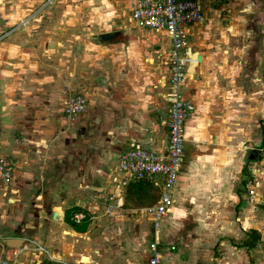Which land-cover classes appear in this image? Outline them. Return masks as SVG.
I'll list each match as a JSON object with an SVG mask.
<instances>
[{"label": "crops", "instance_id": "0c3cea01", "mask_svg": "<svg viewBox=\"0 0 264 264\" xmlns=\"http://www.w3.org/2000/svg\"><path fill=\"white\" fill-rule=\"evenodd\" d=\"M124 2L129 7L126 24L95 40L112 45L121 35L133 42L135 34L145 31L152 33L155 52H166L169 45L164 48L158 42L167 36L133 28L129 20L133 1ZM197 2L204 20L189 27L185 37L187 51L196 62L188 65L181 85L183 97L194 110L184 123L183 158L172 203L158 222L157 251L161 264H264V172L255 177L256 195L251 199L247 195L253 179L251 164L242 163L245 150L255 156L264 144V0ZM186 38H190L188 43ZM135 57L139 64L141 54ZM158 58L167 79L165 59ZM127 61L125 66L133 69V57ZM167 95L168 91L169 107ZM131 101V108L137 109L132 117H122L120 111L116 116L105 112L99 120L97 112L90 110L87 143L76 142L73 136L85 131V123L68 125L65 131L63 124L61 128L44 123L34 126L29 120L13 136L11 132L0 135V155L13 165L9 184L0 187V232L6 233L0 240L23 241L19 248L0 244L3 263L38 264L46 258L59 264H130L109 253V242L103 255L98 254V237L91 230L89 214L99 211L98 204L104 201L114 213L127 217L137 210L143 212L149 202L155 205L159 198L160 189L146 181H130L115 189L120 152L135 147L158 155L166 152L168 108L161 121L160 113L149 119L140 109L141 100L136 96ZM107 118L110 124L120 122V130L112 134H119L121 143L128 142L111 155L112 162L98 159L97 151L105 147L97 141V132ZM18 134L23 145L18 143ZM246 175L251 180L247 185ZM75 214L85 217L84 232H76L64 220L67 217L79 226L83 220L75 223ZM120 223H108L106 228L117 229ZM140 224L129 223L136 234L146 227ZM117 234H110L115 242L122 238ZM148 254L147 250L146 259ZM83 257L88 261L81 262Z\"/></svg>", "mask_w": 264, "mask_h": 264}, {"label": "rangeland", "instance_id": "374dc122", "mask_svg": "<svg viewBox=\"0 0 264 264\" xmlns=\"http://www.w3.org/2000/svg\"><path fill=\"white\" fill-rule=\"evenodd\" d=\"M128 11L124 0H0V135L11 132L13 136V132L25 127L29 120L34 126L44 123L61 128L59 124H63L65 131L68 125L85 123L82 126L85 131L73 136L76 142L78 139L87 143L90 110L97 112L99 120L105 112L116 116L120 111L122 117H132L137 113L135 107L131 108V100L136 96L142 101L140 105L143 104L140 109H144L149 119L160 113L161 121L162 113L169 108L168 85L165 66L155 52L152 33L139 31L133 42H126L120 35L112 45L95 40L101 33L121 30ZM186 39L188 43L190 38ZM158 44L164 48L169 45L167 50L170 49L167 38ZM140 54L142 59L138 64L135 55ZM128 56L134 61L130 70L125 66ZM74 96L84 99L85 111L67 117L65 103ZM30 114L33 119H29ZM110 123L107 118V123L97 132V141L105 145L97 149L98 159L104 158L106 162H112L111 155L120 152L128 143H121L119 134H112L113 130H120V122ZM17 138L23 145L22 136L18 134ZM83 157L89 158L88 155ZM248 163L260 166L257 158ZM244 168L246 170V166ZM244 177L247 185L251 180L248 175ZM98 205L100 210L89 214L91 230L98 237V254L103 255L104 245L109 242L106 249L115 259L123 260L122 263L145 264L153 236L150 215L144 209L126 217L114 213L111 205L107 210L109 204L104 201ZM153 205L149 202L147 208ZM127 218L131 221L122 223L127 222ZM113 222L122 223L117 227L119 231L106 228ZM129 223L146 227L142 232L136 230V234ZM115 231L122 237L116 242L110 235H115ZM25 245L33 247L30 243ZM1 260L0 264H5ZM87 261L86 257L81 258V262Z\"/></svg>", "mask_w": 264, "mask_h": 264}, {"label": "built area", "instance_id": "2783aa9c", "mask_svg": "<svg viewBox=\"0 0 264 264\" xmlns=\"http://www.w3.org/2000/svg\"><path fill=\"white\" fill-rule=\"evenodd\" d=\"M133 7L129 20L133 28L155 33H164L170 44V49L157 53L164 57L167 66V85L169 108L166 117V152L155 154L143 148H130L119 153L116 160V170L120 179L115 183L119 190L130 181H146L160 189L156 204L145 211L150 215L153 236L148 244L146 264H161L157 251L155 236L158 222L165 216L172 203L174 186L183 158V129L187 118L193 113L192 104L181 93V85L187 74L188 65L196 62L195 57L187 51L186 34L191 26L200 25L203 14L197 0H132ZM85 111V101L80 96H74L65 103L64 113L67 117ZM259 167L251 164L250 173L253 177L248 197L255 198L257 182L255 177L264 172V144L255 155ZM12 162L0 155V187L9 184L12 177ZM110 209V205H106ZM83 219L82 214L73 215V221ZM37 250H41L39 247Z\"/></svg>", "mask_w": 264, "mask_h": 264}, {"label": "water", "instance_id": "95a60500", "mask_svg": "<svg viewBox=\"0 0 264 264\" xmlns=\"http://www.w3.org/2000/svg\"><path fill=\"white\" fill-rule=\"evenodd\" d=\"M24 22H22L21 24H23ZM197 60H199V58H197ZM254 158H256L254 155H252V151L251 150H245L243 152V158H242V163L244 165H247L248 162L254 160ZM56 216L55 213H53L52 215V219H54ZM22 240L19 238H10V239H2L0 240V244L5 245L8 248H19L22 244Z\"/></svg>", "mask_w": 264, "mask_h": 264}, {"label": "trees", "instance_id": "16d2710c", "mask_svg": "<svg viewBox=\"0 0 264 264\" xmlns=\"http://www.w3.org/2000/svg\"><path fill=\"white\" fill-rule=\"evenodd\" d=\"M85 217L83 216V221L80 223V225L79 226H76L74 223H72L71 221H69L68 219H67V217L66 218H64V220L68 223V224H70L71 226H72V228H73V230H75L76 232H79V233H81V232H84V230H85V228H86V223H85ZM81 221V220H80ZM79 221V222H80ZM75 223H78V222H75ZM84 223V224H83ZM38 264H59V263H55V262H52V261H49V260H47L46 258H43Z\"/></svg>", "mask_w": 264, "mask_h": 264}]
</instances>
